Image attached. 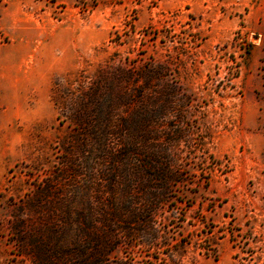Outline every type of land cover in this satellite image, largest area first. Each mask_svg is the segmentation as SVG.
I'll use <instances>...</instances> for the list:
<instances>
[{"label": "rangeland", "instance_id": "obj_1", "mask_svg": "<svg viewBox=\"0 0 264 264\" xmlns=\"http://www.w3.org/2000/svg\"><path fill=\"white\" fill-rule=\"evenodd\" d=\"M0 264H264V0H0Z\"/></svg>", "mask_w": 264, "mask_h": 264}, {"label": "trees", "instance_id": "obj_2", "mask_svg": "<svg viewBox=\"0 0 264 264\" xmlns=\"http://www.w3.org/2000/svg\"><path fill=\"white\" fill-rule=\"evenodd\" d=\"M148 163L150 164V170L154 171V173H151V172L149 173V177H148L149 183L158 181L161 184H164V183L166 184L167 182H170L172 180L171 177L168 178L167 174L159 169V166L155 165L153 160H151ZM137 165H136V167L134 169V170H136V172L134 174H135V177H137L139 179L140 178L139 174L141 172L139 170L140 166L138 167ZM145 166H146V164H145ZM147 189H148L147 191H148V194H149V197H148V200H147L148 204L143 209V212L146 213V217H144V219H142L141 222L145 223L146 225H149L150 229L152 230V228H151L152 226H150L151 223H152V219H151V217H152V208H153L152 206H153L154 200L156 198L155 191H156L157 188L155 186H152V185L150 186V184H149L147 186ZM134 218H135V223H136V221H140V218L137 215H135V214H134ZM86 262H88V261H86Z\"/></svg>", "mask_w": 264, "mask_h": 264}]
</instances>
